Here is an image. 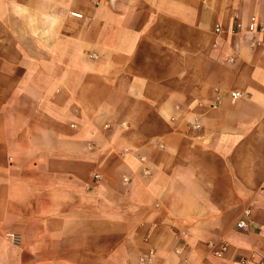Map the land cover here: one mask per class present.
I'll return each instance as SVG.
<instances>
[{"label": "crops", "instance_id": "1", "mask_svg": "<svg viewBox=\"0 0 264 264\" xmlns=\"http://www.w3.org/2000/svg\"><path fill=\"white\" fill-rule=\"evenodd\" d=\"M11 6L63 16L0 37L11 85L35 89L27 127L0 132L33 153L0 162V264H186L177 228L188 264H211L220 236L221 264H264V43L246 34L264 0H0Z\"/></svg>", "mask_w": 264, "mask_h": 264}, {"label": "rangeland", "instance_id": "2", "mask_svg": "<svg viewBox=\"0 0 264 264\" xmlns=\"http://www.w3.org/2000/svg\"><path fill=\"white\" fill-rule=\"evenodd\" d=\"M2 11L0 20V37H5L9 34H11L13 37L17 35V33H24V34H32L33 31L36 33L41 30L48 32L54 31L57 29L59 24V19H54L57 16H63V10L62 9H47V8H33V7H18V6H11V7H6L1 9L0 12ZM18 17L23 20V22H17L14 18ZM48 18H51V24L50 26L46 24H43L40 26L38 25V21H46ZM237 20L234 21L233 27H232V33H235L238 31L237 27ZM39 28V29H38ZM25 46H31V41L28 39L24 40ZM5 56L0 55V132L3 130L5 133H11L15 131V128L18 126L22 127L26 125V121L24 120V116H28L29 113H31L33 105L26 103L28 101H33L34 97V91L35 89H32L30 87H17L11 85L14 82V79L17 76V73H11V71H5L2 70V67H5ZM2 61H4V64H2ZM23 73H21L22 76ZM24 79H30V75L27 73H24ZM7 96H19L23 101H20V103H14L13 105L11 104H6V97ZM15 109L18 110L19 112V121H17L14 117L11 116V112H14L15 116ZM8 110L9 112V118L5 117V113L1 111H6ZM4 116V118L2 117ZM2 119V120H1ZM8 119V120H7ZM23 133L26 137V140L28 142H35L36 145H39L41 142L38 137H36L35 140H33V136L30 131L27 133ZM1 138V137H0ZM15 136H10L8 137V144H4L0 140V162L5 161L6 163L9 162L10 160L13 161V159L17 160H23L26 161L27 159H30V157L33 155L31 151H23L22 148L20 147V151H16V149H13L15 146L12 144V142H16V139H14ZM17 138H20L18 135ZM13 140V141H12ZM7 146V147H5ZM88 146V145H87ZM89 147V146H88ZM90 148V147H89ZM32 153V154H31ZM13 157V159H12ZM7 233H14L17 238L14 240L11 239V237L7 236ZM3 237L7 240L10 241L11 243H17L20 239V234L13 232V231H3Z\"/></svg>", "mask_w": 264, "mask_h": 264}, {"label": "built area", "instance_id": "3", "mask_svg": "<svg viewBox=\"0 0 264 264\" xmlns=\"http://www.w3.org/2000/svg\"><path fill=\"white\" fill-rule=\"evenodd\" d=\"M95 3H98L100 0H93ZM71 15L82 18L83 14L76 11H71ZM237 27H240V24L237 23ZM220 27L218 25L215 26V31H219ZM232 31V29H230ZM246 34L249 37V42L251 46H259L264 43V24L258 22L257 18L254 15H251L247 25H246ZM95 56V55H94ZM231 97L239 98L242 96V93L239 91H231ZM124 124V123H122ZM90 147V145L88 144ZM98 175H95L97 177ZM127 178H124L126 180ZM260 191H264V188H261ZM249 209L244 210V214H248ZM236 227L239 229H243L247 226L246 221L243 218H240L235 223ZM172 233L175 238H178V243L174 246V253L181 257V261L183 263L188 264L190 259L187 254L188 248L185 242L180 241V239L185 238L187 232L185 229L177 228L172 229ZM7 236L11 237V239L17 238L14 233H7ZM230 242L224 237L220 236L216 240L209 241L207 243L208 246V257L213 259L211 264H221L219 260L223 257L226 250L228 249ZM139 264H154L152 263V256H140ZM204 264V263H202Z\"/></svg>", "mask_w": 264, "mask_h": 264}]
</instances>
